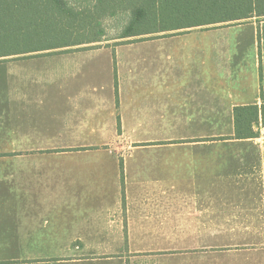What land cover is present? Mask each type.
Returning a JSON list of instances; mask_svg holds the SVG:
<instances>
[{"label": "crops", "instance_id": "crops-1", "mask_svg": "<svg viewBox=\"0 0 264 264\" xmlns=\"http://www.w3.org/2000/svg\"><path fill=\"white\" fill-rule=\"evenodd\" d=\"M234 30L154 34L127 63L99 48L73 64L70 47L0 63V264H264V130L222 139L235 106L264 103L260 65L245 82L216 47L258 35ZM203 34L200 60L165 44ZM121 134L154 138L121 158L102 143Z\"/></svg>", "mask_w": 264, "mask_h": 264}, {"label": "trees", "instance_id": "trees-1", "mask_svg": "<svg viewBox=\"0 0 264 264\" xmlns=\"http://www.w3.org/2000/svg\"><path fill=\"white\" fill-rule=\"evenodd\" d=\"M95 11L72 14L62 0H0V62L18 54L70 47L98 38L72 40L87 25L68 19L131 11L133 20L122 36L136 37L246 19L264 18V0H96ZM82 19H85L83 18ZM81 19V18H80ZM150 37V36H149ZM235 134L222 139L260 136L264 103L234 107Z\"/></svg>", "mask_w": 264, "mask_h": 264}, {"label": "rangeland", "instance_id": "rangeland-1", "mask_svg": "<svg viewBox=\"0 0 264 264\" xmlns=\"http://www.w3.org/2000/svg\"><path fill=\"white\" fill-rule=\"evenodd\" d=\"M97 6L96 0H62V7L65 8L66 11L71 12L72 14H77L80 12L81 14L84 12L95 11V7ZM84 14L82 15V17ZM82 17L78 19H68L76 21V24L80 22H87V25L84 27H81V29L76 30V33H79L78 35L71 36L69 39L72 40H87V39H94L98 38L99 41H91L86 42L74 46H70V50L67 52L68 54L71 53V57L73 58V64L79 63L80 60L84 59L86 56L91 58H97L96 56H92V51L99 49V48H109L114 51H116V54H114L115 62L117 63L116 59H120L122 62L127 63L128 60L131 58L129 56V53H132V49H139V48H145L152 46L151 43L159 38H163V36H156L159 38H151L154 36L152 35H140L136 37H125L122 38L124 33L126 32V29L129 27L131 21L133 20V14L131 11H121L117 12L113 15H98L97 17H83L85 19H82ZM237 28V32H248V33H258L256 37L253 38V40H246L245 37H247L245 33H242L240 36L243 37V41L238 40L234 43L230 44L228 41L225 40L227 36H216V47L218 50L225 51L226 53H230V59H231V67L233 71H239L241 69L248 70V74H246L245 82L250 83L254 72H257V65H260V73L262 76V80L264 79V18H262L260 21L256 20V18L252 19H246L239 22H228L224 24H218L217 26H207L202 28H192L189 30H186L184 32H190V31H201V32H219L225 31L226 33L230 34L235 31L234 29ZM251 31V32H250ZM183 32V33H184ZM159 35V33L157 34ZM181 35V34H180ZM150 36V37H149ZM169 37V36H168ZM203 37V39L201 38ZM186 37L181 38H173L171 40L165 41L166 45L169 49H173L175 55H179V46H183L182 48L187 49V53L190 48H193V53L196 56L197 59H202L201 55L198 54L196 49H201V46H207L211 42V35H200V36H193L190 37L188 40L192 42V44L187 47V42L183 43ZM221 38V39H220ZM220 39V40H219ZM248 43V44H247ZM248 46H247V45ZM230 45V46H227ZM238 49H247L248 53L247 55H238L239 52H237ZM119 51V52H118ZM63 52H55L51 53L49 55H45V57L54 58L56 56H59ZM192 55V54H191ZM16 56H11L5 58L0 63H6L11 65L12 74L14 75L15 70V64L17 61H19L21 58H15ZM31 57V56H30ZM36 58L38 56H35ZM179 57V56H178ZM57 58V57H56ZM100 59L105 58L104 56H99ZM221 57V62H218L217 64H222V66L227 65V62L224 63V60ZM209 58L206 57V60ZM212 59V56L211 58ZM223 60V61H222ZM227 60V59H226ZM189 62H193V60H189ZM194 67L191 69L193 70ZM253 80V79H252ZM261 80V81H262ZM263 82V81H262ZM261 95V94H260ZM223 101L220 97H217V106L221 104ZM238 101H232V103L227 104L224 102V106L222 107V110L220 112H217V118L215 122V130L217 133V139L220 138L219 135L223 134H229L231 132V129L233 127V120L230 116V110L234 103H237ZM182 115V112H178L176 117H179ZM177 132L180 131H187L189 128L185 127V121H175V125H177ZM192 123V126L194 125V121L188 122ZM196 123V122H195ZM264 130V126H260V130ZM97 139V137H95ZM102 143L105 144V148L111 149L112 154L114 156H119L121 158H125L128 154L127 152V146L131 145H138V144H145L150 139H153L154 137L150 136H128V135H118V136H110V137H102ZM168 138H172V136H168ZM94 140L93 142H98V140ZM217 143H229L234 142L230 140H217ZM123 146H126L123 148ZM141 264V263H137Z\"/></svg>", "mask_w": 264, "mask_h": 264}]
</instances>
